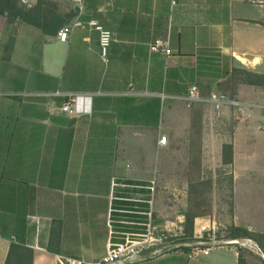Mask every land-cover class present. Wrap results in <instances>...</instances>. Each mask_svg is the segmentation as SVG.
<instances>
[{"label":"crops","instance_id":"1","mask_svg":"<svg viewBox=\"0 0 264 264\" xmlns=\"http://www.w3.org/2000/svg\"><path fill=\"white\" fill-rule=\"evenodd\" d=\"M51 1L63 2L54 3L59 14L75 11L70 0ZM81 20L108 33L104 57L93 28L60 42L0 16V264L98 260L108 210L114 231H137L117 222L143 220L144 187L169 152L184 201L201 170L214 173L211 161L223 167V145L232 149L230 221L264 237V87L231 77L233 69L264 75V0H84ZM157 39L170 56L150 51ZM192 87L200 100H187ZM214 94L242 114L227 104L216 111ZM67 95L90 97L89 112H61ZM134 264L239 263L237 247L223 245Z\"/></svg>","mask_w":264,"mask_h":264},{"label":"built area","instance_id":"2","mask_svg":"<svg viewBox=\"0 0 264 264\" xmlns=\"http://www.w3.org/2000/svg\"><path fill=\"white\" fill-rule=\"evenodd\" d=\"M23 4H27V1L22 0ZM71 5L75 9L76 16L68 24L63 26L57 33L56 39L60 42H67L70 34L76 28L83 29L85 27H90L96 30L99 33V42L101 47V55L104 57L105 50L109 45L110 38L107 32L102 30L101 27L97 26L94 21H89L84 23L81 20L84 10V0H70ZM150 51L153 53H159L163 56H170V50L168 43L163 40H154L150 44ZM67 101L61 106L60 111L67 114H84L89 112V101L90 97L88 96H78V95H67ZM188 101H197L200 100V93L198 89L192 87L189 90ZM214 109L219 111L222 105L227 104L238 109L239 115L242 114L238 104L234 101L227 100L223 95L214 94L211 95L208 99ZM158 145L166 144V137H159L157 141ZM155 181L151 180L147 187H144L145 190L149 192L150 198L146 201L148 208L145 212H142L144 216L141 222L128 223V222H117L118 224H125L137 227V231L123 232V231H114L112 229V223L114 222L111 219V215L115 210L109 209L107 214L106 227L108 229V239L105 244L104 254L101 258L96 261H84L81 259L66 257L58 255L55 257L56 264H134L136 263L141 256L146 254L148 257L159 256L163 253H166L171 248H176L178 245L169 243L168 235H165L162 231H157V228L153 224V207H154V195H155ZM113 187H129L125 184L112 183ZM114 199V198H113ZM122 200V199H120ZM137 202V200H134ZM120 212V211H117ZM215 224H205L199 225L197 227L195 222V229L193 232V244L188 253V258H196L199 255H206L208 251L214 246H225L223 242H217L214 238L215 233ZM204 236L208 239H204ZM176 238V237H173ZM238 245L241 248L250 250L255 255H259L264 261V257L259 254L254 244L251 242H242ZM176 251V250H175ZM168 253V252H167Z\"/></svg>","mask_w":264,"mask_h":264},{"label":"trees","instance_id":"3","mask_svg":"<svg viewBox=\"0 0 264 264\" xmlns=\"http://www.w3.org/2000/svg\"><path fill=\"white\" fill-rule=\"evenodd\" d=\"M75 11L71 9L66 14H59L56 11V6L48 0H36V2L27 8L20 3V0H0V16L5 19V26H9L12 22L18 21L20 24L28 25L38 30L42 35L46 37H55L57 31L65 25H68L73 17ZM232 80L234 85L238 82L248 86L264 87V75L254 74L252 72L233 69L231 71ZM221 164L223 167L217 169V179L212 183L211 171H207V180L204 178L197 183H189L187 185L186 195V210L183 212L184 225L183 233L180 237L169 241V243L177 244L176 248H171L167 252H173L180 250L185 254L188 259V253L193 244V225L195 219H204L211 214V204L206 208L201 206L203 200H211L209 196L214 190H219V184L222 183L221 190L224 191L225 182V166L232 164V149L231 146L223 145L221 150ZM215 172V171H214ZM226 192L229 197V215L232 216V182L231 177L226 175ZM130 185H141L139 182H128ZM208 194L204 196V193ZM205 200V201H206ZM189 201V204L188 202ZM155 218V215H154ZM156 221V220H155ZM216 240L225 243V245H231L236 242L237 244L242 242H251L255 245L257 251L264 257V237L261 234L253 233L245 228L236 227L232 222L226 225L223 230H219L216 236ZM238 250V263L246 264L250 259L254 258L258 261V264H264V261L259 255H255L250 250L241 248L238 245H234ZM5 264H8L7 262ZM252 264V262H251Z\"/></svg>","mask_w":264,"mask_h":264},{"label":"rangeland","instance_id":"4","mask_svg":"<svg viewBox=\"0 0 264 264\" xmlns=\"http://www.w3.org/2000/svg\"><path fill=\"white\" fill-rule=\"evenodd\" d=\"M51 3H63L62 1L54 2L48 0ZM21 3V2H20ZM179 154L177 153V156ZM167 165L165 167H160L163 162L159 161V153H154L155 164L160 168L155 169V174H152V179L155 181V195H154V213H153V224L157 228V231H162L165 235H168L167 241H172L178 237H180L183 233V225H184V217L183 212L186 210V202L185 200H181L182 196V188L179 184V175H180V167L176 166V153L171 151L167 154ZM218 165L211 161V164L208 166L213 169L215 172L211 174V178L216 180L217 174L216 168L212 166ZM205 170V169H204ZM201 170L202 179L207 180V172ZM226 172L227 168H225V182H224V191L221 190L222 183L219 184V190L212 192L209 196L211 200H203L201 202V206L206 208L208 204H211V214L209 217H204V219H195L193 225V232L195 229V222L197 227L199 225L205 224H215V233L214 238L216 240V236L218 231L223 230L230 221L229 215V195L226 192ZM151 179V180H152ZM178 180V181H177ZM187 186V185H186ZM207 195V192L204 193V196ZM189 204V201H187ZM155 215V218H154ZM156 220V221H155ZM201 220V221H197ZM176 237V238H173ZM204 239H208V237L204 236ZM220 242L216 240V243ZM252 264H258V261L254 258L251 259Z\"/></svg>","mask_w":264,"mask_h":264},{"label":"water","instance_id":"5","mask_svg":"<svg viewBox=\"0 0 264 264\" xmlns=\"http://www.w3.org/2000/svg\"><path fill=\"white\" fill-rule=\"evenodd\" d=\"M233 244H236V242H233Z\"/></svg>","mask_w":264,"mask_h":264}]
</instances>
